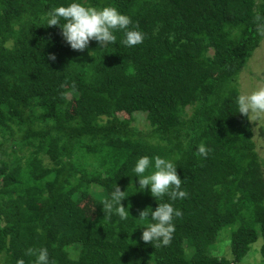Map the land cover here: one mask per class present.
I'll return each instance as SVG.
<instances>
[{
	"label": "trees",
	"instance_id": "16d2710c",
	"mask_svg": "<svg viewBox=\"0 0 264 264\" xmlns=\"http://www.w3.org/2000/svg\"><path fill=\"white\" fill-rule=\"evenodd\" d=\"M68 2L0 0V264H32L29 247H46L50 264H242L258 241L264 264V164L234 103L264 39V0H88L145 38L127 48L117 32V44L83 51L43 19ZM176 154L182 216L171 243L153 246L139 213L158 201L135 191L132 169ZM115 185L123 219L100 205ZM222 231L228 257L214 253Z\"/></svg>",
	"mask_w": 264,
	"mask_h": 264
},
{
	"label": "clouds",
	"instance_id": "9594fccd",
	"mask_svg": "<svg viewBox=\"0 0 264 264\" xmlns=\"http://www.w3.org/2000/svg\"><path fill=\"white\" fill-rule=\"evenodd\" d=\"M43 19L47 26L58 25L64 42L75 51L87 49L92 40L104 48L117 44V32L122 33L119 44L127 48L142 44L145 38V34L139 28L132 26L131 17L111 5L92 6L88 0H69L66 4L49 9ZM256 20L257 32L264 36V19L257 16ZM48 59L55 61V53H49ZM234 103L236 112L247 117L249 121L264 119V84L257 85L251 90L239 91ZM209 152L210 149L204 143H200L194 154L198 157H207ZM178 159L179 154L172 158L141 155L136 159L132 169L139 185L135 191H144L147 188L158 201L155 210L148 207L139 213L140 219L148 217L140 239L150 242L153 246H167L171 243L175 232L174 218L182 216V211L171 203L187 195L181 187L182 179L177 174V165L174 161ZM164 197H167V200H164ZM123 198L124 191L115 185L100 205L103 211L106 210L108 213L114 209L123 219L126 216V208L121 205ZM25 255L34 257L32 264H50L49 251L46 247H29L25 250ZM16 264L25 262L23 259H17Z\"/></svg>",
	"mask_w": 264,
	"mask_h": 264
},
{
	"label": "rangeland",
	"instance_id": "374dc122",
	"mask_svg": "<svg viewBox=\"0 0 264 264\" xmlns=\"http://www.w3.org/2000/svg\"><path fill=\"white\" fill-rule=\"evenodd\" d=\"M264 84V39L261 41L259 47L254 51L251 59L248 61L247 66L245 67L244 71L241 73L239 78V88L240 91L251 90L252 88L256 87L257 85ZM252 123L253 134H254V141L256 143V151L264 164V119L258 121H250ZM134 126L138 127L139 129H146L147 122L145 120L144 114H135V122L133 123ZM47 161V160H46ZM264 169V165H263ZM225 231H222L223 239H219L218 248L214 250L215 254L229 256V246L226 243L228 240L225 235ZM224 235V236H223ZM260 246V241L256 242L251 251L242 264H258L259 263V254L258 248Z\"/></svg>",
	"mask_w": 264,
	"mask_h": 264
}]
</instances>
